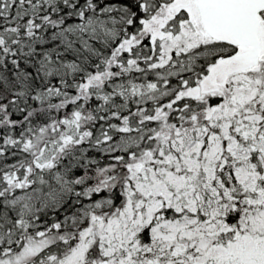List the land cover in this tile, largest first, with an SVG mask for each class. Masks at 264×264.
Here are the masks:
<instances>
[{
	"label": "snow or ice",
	"instance_id": "1",
	"mask_svg": "<svg viewBox=\"0 0 264 264\" xmlns=\"http://www.w3.org/2000/svg\"><path fill=\"white\" fill-rule=\"evenodd\" d=\"M0 264H264V0H0Z\"/></svg>",
	"mask_w": 264,
	"mask_h": 264
}]
</instances>
